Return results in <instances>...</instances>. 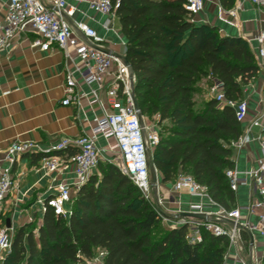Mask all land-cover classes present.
I'll return each mask as SVG.
<instances>
[{
	"label": "trees",
	"instance_id": "16d2710c",
	"mask_svg": "<svg viewBox=\"0 0 264 264\" xmlns=\"http://www.w3.org/2000/svg\"><path fill=\"white\" fill-rule=\"evenodd\" d=\"M185 1L110 0L139 110L156 119L159 141L150 167L164 184L191 177L231 210L236 195L225 171L234 167L230 144L241 135V123L233 108L211 97L195 109L194 95L205 79L208 87L222 83L226 99L242 100L260 69L245 40L195 24ZM218 1L230 10L235 0ZM30 156L35 163L46 157ZM97 170L72 197L68 217L48 209L36 233L29 224L16 228L1 264H89L99 249L105 251L103 264H224L226 237L203 232L201 242L188 243L186 226L165 224L116 165L100 162ZM241 237L246 247L247 233Z\"/></svg>",
	"mask_w": 264,
	"mask_h": 264
},
{
	"label": "built area",
	"instance_id": "2783aa9c",
	"mask_svg": "<svg viewBox=\"0 0 264 264\" xmlns=\"http://www.w3.org/2000/svg\"><path fill=\"white\" fill-rule=\"evenodd\" d=\"M247 1L264 14V0ZM79 4H85L89 10L105 17L102 28L115 32L118 19L110 0H8L5 20L0 26V51L8 47L16 34H34L32 47L43 52L58 50L66 62L73 66L65 72L62 105H78L79 85L82 83L89 88V106H98L102 115L90 134L64 138L46 147L34 142L10 144L4 156L8 165L0 171V217L3 215L6 199L14 187L12 166L20 156L46 155L39 163L40 168L48 173H59L68 166H73L72 182L58 184L51 196L37 201L38 210L42 214L50 209L55 216L68 217L72 193H76L94 175L100 162L110 163L112 155L118 154L121 163L117 167L120 172L138 189L163 222L172 228L186 226L188 243L201 242L202 233L207 232L216 237H226L229 250L232 246H243L242 232L251 237L257 233L264 251V98L259 115L251 119L239 138L230 144L231 149H240L251 136L259 145L262 157L259 165L244 172L235 167L225 171L229 188L233 192L237 191L240 182L247 183L250 192L248 202L244 206L225 210L211 199L205 187L189 176H179L173 184V190L185 191L199 202L191 204L185 212L175 214L173 219L168 218L163 210L158 181L153 188L150 179L149 158L159 141L158 128L156 124L147 123L141 111L135 109L132 100L135 77H130L122 59L113 53L111 55L102 52L100 49H104L106 39L84 20L76 19L78 14L85 17L78 8ZM204 6L205 0H186L184 4L193 22L204 11ZM227 13L235 18L236 9ZM255 42L257 46L252 52L260 72L264 75V28L255 38ZM123 45L125 46L124 43ZM76 60L81 63L80 66L75 64ZM207 91L209 97L215 99L220 107L233 108L239 123L245 122L248 115L245 100L226 99L223 85L218 81H214ZM102 94L105 95V103L101 99ZM252 128H258L259 134L253 136ZM99 138L108 142L112 140L113 145L100 148L97 144ZM152 169L157 172L155 168ZM182 213L204 215L205 220L181 217ZM243 213L245 218H242ZM13 233V228H7L0 218V264L10 253ZM104 257L105 251L99 249L89 264H103ZM241 264H247V260Z\"/></svg>",
	"mask_w": 264,
	"mask_h": 264
},
{
	"label": "crops",
	"instance_id": "0c3cea01",
	"mask_svg": "<svg viewBox=\"0 0 264 264\" xmlns=\"http://www.w3.org/2000/svg\"><path fill=\"white\" fill-rule=\"evenodd\" d=\"M7 4L8 0H0V26L5 20ZM78 8L85 17L78 14L76 19L84 20L106 39L104 49L123 56L125 40L118 21L114 33L105 31L102 28L105 17L89 10L85 4H79ZM232 9H236L235 18L228 15L229 10L221 8L218 0H205L204 11L194 19V23L215 27L222 37H240L248 43L252 51L257 46L255 38L264 28V14L247 0H235L230 10ZM34 39L35 35L31 33L16 34L8 47L0 51V171L8 165L4 156L10 144L34 142L46 147L64 138L90 134L97 119L102 115L98 106H89V88L82 83L79 85L78 105H62L65 72L73 66L66 62L58 50L43 52L32 47ZM75 64L81 65L78 60ZM206 86L208 88L207 83ZM263 89L264 75L261 72L243 89V100L247 103L248 115L241 124L242 133L249 121L261 111ZM101 99L105 103L104 94ZM105 107L108 110L106 104ZM259 132L258 128L251 129L253 136ZM97 144L104 148L113 145V141L99 138ZM261 159L258 142L251 136L244 147L232 148L231 160L240 172L258 166ZM12 172L14 187L6 199L3 215H7L4 216L5 225L9 219L13 230L35 220L36 217L40 220V226L43 214L38 210L37 201L51 196L58 184L73 181V166L70 165L59 173H48L40 168L39 162H33L30 155L20 156L12 166ZM96 173L97 171L94 174ZM157 181H161L160 174L157 175ZM174 182L165 183L163 186V206L166 212L175 215L185 212L191 204L198 203L199 200L185 191L175 192ZM75 194L72 193V197ZM235 195L236 206L241 207L248 202L250 192L246 182L239 183ZM68 209L70 210L69 206ZM245 217L243 213L242 218ZM247 235V246H232L227 251L224 264H241L245 260L249 264L250 252L251 264H262L264 251L259 235Z\"/></svg>",
	"mask_w": 264,
	"mask_h": 264
},
{
	"label": "rangeland",
	"instance_id": "374dc122",
	"mask_svg": "<svg viewBox=\"0 0 264 264\" xmlns=\"http://www.w3.org/2000/svg\"><path fill=\"white\" fill-rule=\"evenodd\" d=\"M209 98V94H208V92H207V86H206V80L205 79H202V80H200L199 81V83H198V85H197V91H196V94L194 95V99H195V109H198V108H200L201 106H202V104L207 100ZM146 121H147V123H149V124H151V125H155L156 124V119H155V117H146ZM111 162H110V164H114V165H116V166H118L121 162H120V159H119V156H118V154H113L112 155V158H111ZM103 163H108V162H103ZM153 169H152V167H151V171H152ZM97 175H99L100 173H99V171L97 170V173H96ZM156 174L157 175H159V173H157L156 172ZM95 175V174H94ZM167 184H169V183H167ZM165 184L164 183H162L161 181L160 182H158V186H159V191H160V193H161V195H162V199H164L163 198V186H164ZM168 190H166V192H167ZM164 208V207H163ZM164 210V213L166 214V216L168 217V218H170V219H173L174 217V214L173 213H168V212H166V210L165 209H163ZM4 216H7V215H2V219H4ZM1 219V220H2ZM3 222V221H2ZM165 224H167L168 225V223H166V222H164ZM27 224H29L30 225V228H31V230H33L35 233H36V230H37V227L39 226V224H40V220H39V218L38 217H36L35 218V220L33 219L32 221H30L29 223H27ZM25 225V224H24Z\"/></svg>",
	"mask_w": 264,
	"mask_h": 264
},
{
	"label": "water",
	"instance_id": "95a60500",
	"mask_svg": "<svg viewBox=\"0 0 264 264\" xmlns=\"http://www.w3.org/2000/svg\"><path fill=\"white\" fill-rule=\"evenodd\" d=\"M100 50L102 52L106 53V54H111L112 55V53L110 51H108V50H105V49H100ZM119 57L122 59V62L124 64V66H126L128 68L130 77H132L133 71H132V69H131L126 57L124 55L123 56H119ZM132 100L134 102L135 109L138 110L139 106H138V103H137L134 95L132 96ZM150 179H151L152 187L155 188L156 187V183H157V175H156V172L154 170H152L151 173H150ZM180 216L181 217L195 218V219H199V220H205V216L204 215H199V214L182 213V214H180ZM6 227L7 228L11 227L9 219L6 220ZM251 244H252V241H251ZM251 250H252V247H251L250 251ZM251 261H252V253L250 252L249 264H251Z\"/></svg>",
	"mask_w": 264,
	"mask_h": 264
}]
</instances>
